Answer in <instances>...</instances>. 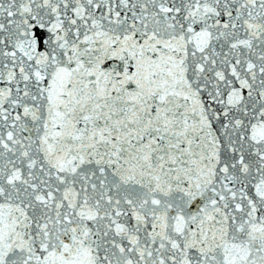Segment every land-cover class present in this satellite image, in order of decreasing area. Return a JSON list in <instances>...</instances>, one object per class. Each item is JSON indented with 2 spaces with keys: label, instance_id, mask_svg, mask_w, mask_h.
Instances as JSON below:
<instances>
[{
  "label": "snow or ice",
  "instance_id": "snow-or-ice-1",
  "mask_svg": "<svg viewBox=\"0 0 264 264\" xmlns=\"http://www.w3.org/2000/svg\"><path fill=\"white\" fill-rule=\"evenodd\" d=\"M0 264H264V0H0Z\"/></svg>",
  "mask_w": 264,
  "mask_h": 264
}]
</instances>
